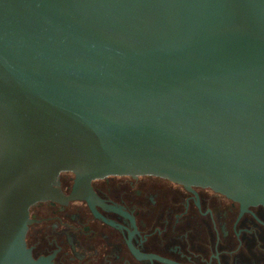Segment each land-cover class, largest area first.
Here are the masks:
<instances>
[{"label":"water","instance_id":"95a60500","mask_svg":"<svg viewBox=\"0 0 264 264\" xmlns=\"http://www.w3.org/2000/svg\"><path fill=\"white\" fill-rule=\"evenodd\" d=\"M62 173L264 204V0H0V264Z\"/></svg>","mask_w":264,"mask_h":264},{"label":"flooded vegetation","instance_id":"af4514ba","mask_svg":"<svg viewBox=\"0 0 264 264\" xmlns=\"http://www.w3.org/2000/svg\"><path fill=\"white\" fill-rule=\"evenodd\" d=\"M29 209L26 245L45 264H264V204L155 176H109Z\"/></svg>","mask_w":264,"mask_h":264}]
</instances>
